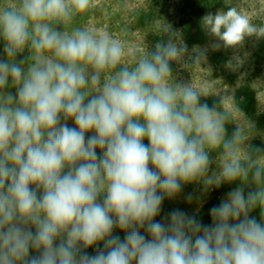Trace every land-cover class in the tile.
Segmentation results:
<instances>
[{"label":"clouds","instance_id":"clouds-1","mask_svg":"<svg viewBox=\"0 0 264 264\" xmlns=\"http://www.w3.org/2000/svg\"><path fill=\"white\" fill-rule=\"evenodd\" d=\"M92 3L0 0V264H264V142L173 78L264 40V22L218 10L201 18L207 45L165 27L129 60L77 23ZM192 183L237 186L210 223L179 208L157 219Z\"/></svg>","mask_w":264,"mask_h":264},{"label":"rangeland","instance_id":"rangeland-1","mask_svg":"<svg viewBox=\"0 0 264 264\" xmlns=\"http://www.w3.org/2000/svg\"><path fill=\"white\" fill-rule=\"evenodd\" d=\"M229 7L247 14L254 23L264 22V0H93L89 12L77 23L98 32L108 31L121 40L130 60L165 37V27L175 31V40L185 41L190 49L207 45L210 38L201 26V18ZM2 47L0 43V51ZM229 60L231 63H227ZM173 78L191 81L210 104L219 100V107L231 113L229 130L233 125L239 126L253 144L264 142V40L249 39L236 50L209 51L207 60L199 64L178 65ZM68 123L74 126L72 121ZM236 186L224 184L204 192L200 184L185 185L176 198L164 200L157 219L179 208L210 223V208ZM189 194L193 197L191 202L186 199ZM253 215L259 218V210ZM114 234L123 239L124 233L119 229ZM87 251L94 253L92 248Z\"/></svg>","mask_w":264,"mask_h":264}]
</instances>
